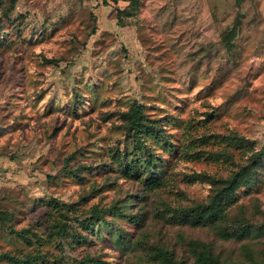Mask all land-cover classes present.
Listing matches in <instances>:
<instances>
[{
  "label": "rangeland",
  "instance_id": "obj_1",
  "mask_svg": "<svg viewBox=\"0 0 264 264\" xmlns=\"http://www.w3.org/2000/svg\"><path fill=\"white\" fill-rule=\"evenodd\" d=\"M136 1L0 0V264H160V249L193 264L190 241L226 263L245 259L244 243L264 252L263 0ZM134 102L167 140L143 135L155 190L146 170L122 171L139 155L119 115ZM258 150L230 216L251 224L243 239L163 210L208 201L206 178ZM112 205L123 215L83 229L92 206Z\"/></svg>",
  "mask_w": 264,
  "mask_h": 264
},
{
  "label": "trees",
  "instance_id": "obj_2",
  "mask_svg": "<svg viewBox=\"0 0 264 264\" xmlns=\"http://www.w3.org/2000/svg\"><path fill=\"white\" fill-rule=\"evenodd\" d=\"M242 1V0H237ZM136 0H132V4L136 5ZM125 13L126 9H123ZM233 25L232 28H229L223 34V39L226 43L227 49L233 47V39L236 34L237 25ZM123 127L126 132L130 133L132 138L137 144V149L139 155L135 158L127 157L126 163L123 165L122 171L126 176H132L140 173L143 170L147 171L145 184L146 187L152 188L155 190L159 188L162 184V181L157 178V176L152 172L153 169V157L155 153L152 152L150 147L146 146L145 138L143 135H155L157 138L164 139L162 134H160V128L156 125L153 118H149L144 112V107L139 103H132L129 108L125 111H122L120 114ZM234 138V137H232ZM239 141H245L248 144H252L253 141L245 139L243 137L239 138ZM162 141H167L166 139ZM210 153H214L209 151ZM224 154V153H222ZM126 155V153L124 154ZM262 150L252 152L249 159L244 164H239L237 168L232 170L230 175L225 178H206L211 185V193L208 201L206 202H196L191 205H181L176 208L169 206V204L162 201V208L165 212H168L169 217L174 221L178 222L181 225L188 226H215L218 230V233L221 238L227 239H243L246 237L250 231L251 224L246 220V218L235 219V221H230V216L233 214L235 209L244 212V204H235L237 198L236 189L239 187H248L251 182L254 180L256 175V166L262 157ZM155 175V176H154ZM105 213H110L115 216H122V208L119 205H112L108 209H100L96 206H92L91 209V218H87L81 222L83 229L89 227V222L99 221L104 219ZM129 218H135L133 216H127ZM8 214L6 212L0 211V221H7ZM16 231V230H13ZM20 233V231L18 232ZM260 244L264 248V241H260ZM247 243H244L242 249H244V258H239L236 263L230 262L226 263L221 261L217 256L212 252L209 244H205L199 241H190L188 243L189 251L193 257V264H264V252L259 255H255L253 247ZM252 249V251H251ZM160 264H183L182 261H179L175 258L174 253L169 250L160 249L157 251ZM1 257H7L8 260L19 263V264H28V259H33L31 256L26 255L25 259L18 258L17 256H11L8 254H1ZM92 258L86 256L82 259L81 264H89L88 261Z\"/></svg>",
  "mask_w": 264,
  "mask_h": 264
},
{
  "label": "crops",
  "instance_id": "obj_3",
  "mask_svg": "<svg viewBox=\"0 0 264 264\" xmlns=\"http://www.w3.org/2000/svg\"><path fill=\"white\" fill-rule=\"evenodd\" d=\"M260 8L262 9V12L264 14V0L261 2Z\"/></svg>",
  "mask_w": 264,
  "mask_h": 264
}]
</instances>
